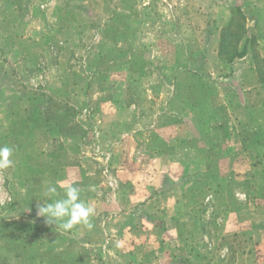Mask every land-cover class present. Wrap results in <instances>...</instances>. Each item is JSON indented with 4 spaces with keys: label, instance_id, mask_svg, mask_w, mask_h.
<instances>
[{
    "label": "rangeland",
    "instance_id": "rangeland-1",
    "mask_svg": "<svg viewBox=\"0 0 264 264\" xmlns=\"http://www.w3.org/2000/svg\"><path fill=\"white\" fill-rule=\"evenodd\" d=\"M181 3L185 7H179V29L173 21V9L166 6L163 16L169 23L163 33L146 31L147 21L160 19L158 11L146 14L139 7L130 19L123 12L127 17L121 20V28L129 26L128 32H133V50L121 48L120 44L126 43L113 41L115 34L106 32L109 43L100 61L94 54H87V49L102 42V30L96 29L91 44L81 49L74 43L58 42L55 32L50 33L48 41L46 37L42 40L48 42L49 62L55 68L64 62L66 67L93 71L96 83L103 82L107 73H114L116 89L113 94L111 90L101 93L104 99L112 94V98L123 100L126 84L134 81V96L148 91L149 103L142 104L143 110L119 102L118 119L139 124L146 108L162 120L168 117L170 127L159 126L136 136V144L130 148L135 152L132 160L127 157L130 144L120 145L108 131L106 124L114 116L107 117L108 123L102 117L99 91L95 88L88 94L83 93L85 89L65 87L58 99L52 96V102L47 103V81L41 76L49 62L41 59L43 44L32 50L30 46L24 48L29 61L35 55L30 68L33 65L38 69L33 72L36 76L32 83L38 89L31 96L35 104L30 107L38 126L36 132H23L13 125L17 117L12 114L6 120L7 127H0V145H9L15 151L14 167L0 170V264H264V106L259 107L261 102L264 105V85L259 93H243L240 78L249 70L247 63L211 59L217 51V38L202 29V24L198 28L202 20L192 15L185 1ZM242 33L239 17L233 29L224 32L229 38L227 46L219 48L222 57L228 59L240 52ZM66 40L71 42L68 37ZM257 47H252L251 60L260 72L264 48ZM4 58L11 60L12 55ZM137 71L143 78H130V72ZM172 94L177 97L171 98ZM12 107L20 116L28 114L19 101ZM46 107L52 116L51 132L48 128L46 132L41 117ZM235 118L241 122L231 129L229 124ZM70 134L76 135L74 140L63 141ZM190 138L193 146L183 141ZM243 142L253 147L250 159L241 158L239 147L246 145ZM170 150L185 153L177 161L183 171L179 170L174 180L168 178L180 184L175 194L181 205L171 221L167 217V196L156 189V184L166 178L147 177L142 164L147 152L154 157ZM231 153L237 159L230 158ZM151 182L155 183L153 187ZM47 183L58 185L60 197L67 186H77L82 199L95 207L92 227L78 225L65 231L38 216V206L47 200L43 194ZM150 196L157 203L148 207V212L158 214L154 220L145 219L144 224L148 232L154 229L160 236L154 243L148 238L123 237L128 222L115 217ZM121 202L134 206L125 207ZM137 209L145 212V207ZM171 234L175 237L170 238ZM121 250L131 253L124 255Z\"/></svg>",
    "mask_w": 264,
    "mask_h": 264
},
{
    "label": "crops",
    "instance_id": "crops-1",
    "mask_svg": "<svg viewBox=\"0 0 264 264\" xmlns=\"http://www.w3.org/2000/svg\"><path fill=\"white\" fill-rule=\"evenodd\" d=\"M185 1L186 5L189 7V10L192 12V15L198 16V20H202V22H199V25H203L202 29H206L209 32H212L217 38V42L215 40V44L217 45V51L213 52V56L211 59L215 60H226L230 63V58H224L221 55V49L224 46H227L226 42L229 37L225 36L224 32L229 31L233 29V25L237 21V19L240 17L243 21V33L241 35V50L244 49L245 46L248 47V53L245 55L244 58L236 60L237 62H243L247 63L248 65V72L246 74H243L241 76L242 80V88L244 90L243 93L248 94H256L261 92V88L264 85L262 75L259 73V69L257 65L253 64L252 53L253 49L252 47H257L258 49L264 48V0H183ZM26 2L29 3V10L27 11V16L25 18L15 19L13 22V27L20 33V35H23L24 37L19 39L17 41L16 46L21 45V47H27L30 46L31 50L32 47H42L40 43L43 44L42 52L43 55H41V59L45 62H49V52L47 51V46L44 41L38 42V43H31L28 40V37L31 35L39 36V31L42 32H55L54 34L58 37V42H63L65 45L72 43L68 42L66 40L67 33L71 32V30H75L77 26L80 27V24L78 21H75L73 25H69L65 23L66 16L67 15H76L75 17L77 20H79V17L82 15L86 16L87 19L95 18V20L99 21V23H103L110 15L116 13V14H123L129 13V14H137L139 7L141 9H144L145 12L149 13V11H152V13L155 15L154 12H159L158 14L159 18H154L152 20L147 21L146 23V31L147 30H154V31H160L163 33L164 29H166V26L169 22L165 21L164 14H167L165 12L166 6H170L173 10L172 16H174L175 25L177 26V29H179L178 26H180V18H178L179 14L181 13L179 10V7L184 8L185 5H181V0H98V3H96L94 0H27ZM96 3V4H95ZM141 3L142 6H139ZM122 4L124 6H122ZM134 6L133 12H129L127 10L128 5ZM181 5V6H180ZM31 7V8H30ZM45 7V8H43ZM125 7V10L123 8ZM44 9V10H43ZM123 10V11H122ZM160 10V11H159ZM35 11H38L37 13ZM115 11V12H114ZM157 12V13H158ZM147 13V14H148ZM153 15V16H154ZM164 15V16H163ZM162 16V17H161ZM83 27V25H82ZM193 28V27H192ZM194 30V28H193ZM33 32V33H32ZM32 33V34H31ZM178 35V34H177ZM56 37V38H57ZM158 40V39H156ZM159 41V40H158ZM162 41V39H161ZM45 44H44V43ZM33 44V45H32ZM46 46V47H45ZM121 48L124 49H132L131 42L129 44H120ZM152 46V45H151ZM75 47V45H74ZM154 48V47H153ZM152 48V49H153ZM262 51V50H261ZM23 52H26V49H23ZM33 55V54H32ZM31 55V56H32ZM35 58V55H33ZM96 57H99L100 60L101 55H95ZM103 56V55H102ZM261 57L264 59V53H262ZM234 61V62H236ZM233 62V63H234ZM46 63V62H45ZM250 63V64H248ZM20 64L18 67H20ZM61 67L55 68L53 65L48 64L47 71L43 72L42 78H45L47 81V87H48V96L51 98H57L61 96L62 89L65 87H69L70 89H73L77 91V89L82 90L83 93L91 94L92 91L96 88V90L99 91L98 94L99 97H101L100 105H101V111H102V117L107 121L108 123V116L113 117L114 119L106 124V126L109 128L108 131L112 134L114 138H116V141L121 145L123 143H129L130 146L128 149L134 147L136 144V136L140 132H151L155 129L160 127H170L169 125V119L166 117L165 120H162L157 115H155L154 111L145 109L146 112H143V120L139 122V124H136L132 121H124L121 118L118 119V114H120V110L118 109V104L121 101H124L127 103V105L132 109H138L143 110L144 107H141L142 104H147L149 101L147 100L148 91L144 90L143 94L140 96H134L133 95V88L132 85L135 84V81L133 84L129 83L126 84V94L125 98L123 100H116L112 98V94L114 93V89H116V80H113L114 73H107L104 76L103 82H95V76L96 74L93 71L80 69L78 67H66L65 63L63 62L61 64ZM264 66V61H263ZM64 68V69H63ZM101 69H99L100 71ZM22 72V73H21ZM99 74V73H98ZM44 75V76H43ZM130 78L134 77L137 79H142L143 75L140 72H130ZM25 79V83H28L34 90L38 89L37 85H34V77L36 76V73H33L31 75L27 74L25 75L23 70H20L19 78ZM39 76V74H38ZM0 78L6 79L4 76H1ZM28 79V80H27ZM37 79V78H36ZM39 79V77H38ZM33 82V83H32ZM247 86V87H245ZM4 93L6 96L2 99L0 102V127L6 126V120L7 115H9L11 108L10 104H8L9 95H11L13 92L8 89L4 88ZM108 90H111V97L108 99H104L102 95ZM163 90V88H162ZM72 91V90H71ZM102 93V95H101ZM4 94V95H5ZM170 95V94H169ZM53 96V97H52ZM177 97L176 94H172L171 98ZM53 98V99H54ZM149 98V97H148ZM183 99V106H185L187 103ZM264 106L261 102L259 107ZM24 108V107H23ZM25 109V108H24ZM180 113V112H179ZM178 113V114H179ZM166 114V111H165ZM171 116V114H169ZM175 114L172 115L173 118ZM235 122L229 124V127L231 129H235V125H239L241 120H237V118L234 119ZM9 121V120H7ZM52 121V120H51ZM49 121V123H45L46 132L47 128L50 130L52 128V122ZM160 121H162L160 123ZM19 124V123H18ZM19 126V125H18ZM24 126V125H23ZM23 126H19L22 128ZM7 127V126H6ZM11 127H14L13 125ZM138 127V128H137ZM10 128V127H9ZM8 128V129H9ZM23 128V132H24ZM10 132L12 134L13 129L10 128ZM21 132V133H23ZM51 132V130H50ZM5 133V131H4ZM14 135V134H13ZM63 137V136H62ZM76 135L70 134L65 135L63 137V141H72ZM185 143H190V146H193V138H190L188 140H183ZM246 144V142H243ZM197 144V143H196ZM195 144V145H196ZM200 144V142H199ZM253 147L249 143L245 146L241 145L239 147V150H241V158L246 160L252 158L253 155ZM131 151V149L129 150ZM194 152V151H193ZM134 150L130 152V154L127 152V157H129V160H132L134 158H130L134 155ZM146 155L147 160L143 161V170L145 174L148 176H157L161 175L163 178H166L165 181L161 182L160 184H156V189L165 192L166 194V205H167V217L171 221L172 217L175 215V211L179 208L181 205L180 201L178 200V197L176 196V190H178L180 187V184H176L173 181H168V178L170 177L172 180L173 178H177L176 174L180 170L178 168V164L181 158L185 156V153L183 155L181 152L176 153L174 151H166L162 153L161 155L150 157V153L147 152ZM196 155H192V158H194ZM257 156V155H256ZM236 158L237 156L234 154H230V158ZM137 158V157H136ZM140 158V157H139ZM126 171H131L127 169L126 167H122ZM180 170V172H182ZM187 174V173H186ZM182 179V178H181ZM152 187L155 185V183L151 182L149 183ZM121 205H126L125 207H132L135 208L130 210L129 212L124 211L119 216L115 217V220L121 219V222L125 223L126 226L123 229V234L129 236L128 238H148L150 240L154 241L157 240L158 236H160L159 233L154 232V229L148 232V228L145 226V219L150 218L154 220L158 214V212H153L149 214L148 207H153L155 203H157V200H153V198L150 196L149 198L146 197V199H143L139 201V204H130L129 202H121ZM144 208L145 212H143L141 209L137 208ZM173 209V212L171 211ZM181 211V210H179ZM119 217V218H118ZM154 227V226H152ZM152 227L150 229H152ZM131 235V236H130ZM179 236V235H178ZM175 237V236H174ZM171 234L170 238H174ZM130 251H133L134 247H132L129 243ZM151 248V247H150ZM152 249V248H151ZM134 252V251H133ZM121 254H127L130 255L131 252H126L125 250L120 251Z\"/></svg>",
    "mask_w": 264,
    "mask_h": 264
},
{
    "label": "trees",
    "instance_id": "trees-1",
    "mask_svg": "<svg viewBox=\"0 0 264 264\" xmlns=\"http://www.w3.org/2000/svg\"><path fill=\"white\" fill-rule=\"evenodd\" d=\"M27 0H0V77L4 76L6 79L0 78V102L6 96L4 93V88L10 89L13 93L9 95L8 104H10L11 108L9 115H7V118H9L12 114H14L17 119L13 123V125H19L22 128H26L24 132H28V130H33V132H36L38 122L37 117L34 114L32 109H30L31 106L35 104V100L32 99V95L35 94L36 90H34L28 83H25L24 76L23 78H19L20 70H23L24 74L31 75L35 69V66H30L31 60H33L34 56H30V61L27 59L26 54H24L23 49L25 47H21V45L16 46L17 41L19 39L23 38V35H20V33L13 27V21L15 19L25 18L27 16V11L29 10V3L26 2ZM96 3H98V0H94ZM95 3V4H96ZM128 5V4H127ZM127 10L129 12H133L134 6L128 5ZM36 13L38 11H35ZM115 12V11H114ZM147 14V13H146ZM132 13H128V18H132ZM76 15H67L65 23L69 25H73L75 21H78V23L81 26V29L79 26L76 27L75 30H71V32L67 33V37L69 40H71L72 43L75 44L76 48H86L93 37V32L98 29V31L102 30L105 36L103 37L102 42L97 47H93L90 49H87V54H94V55H101V58L105 57V48L108 45V41L106 40V32H109L111 34H115L113 37V41L123 40L125 43L129 44L132 39L131 35L132 33L128 32L129 30L121 28V20L127 16H124L123 14H112L110 15L103 23H99V21L95 20V18L87 19L86 16L82 15L79 17V20L75 17ZM15 18V19H14ZM126 19V18H125ZM83 25V27H82ZM131 27V26H130ZM33 33V32H32ZM31 33V34H32ZM39 36L31 35L28 37V40L31 43H38L40 40L42 41L45 37L48 41L52 36L50 35V32H42L39 31ZM54 33V32H53ZM83 37L85 39H83ZM83 39V40H82ZM46 41V43H48ZM86 41L87 44L83 43ZM115 41V42H116ZM33 45V44H32ZM28 46V45H27ZM99 48V49H98ZM223 48V47H222ZM49 49V47H48ZM91 50V52H90ZM90 52V53H89ZM248 53V47L245 46L244 49L241 52L235 53L233 56L230 57V63H233L236 60L242 59L245 57V55ZM11 54L12 59L9 60L8 58H4V55ZM103 55V56H102ZM100 61V58L97 57ZM20 64V67H18ZM34 68V70H33ZM102 69L101 67L98 68ZM38 70V69H37ZM22 73V72H21ZM262 75V80L264 82V66L263 71L259 72ZM28 80V79H27ZM5 94V95H4ZM48 100V101H47ZM46 100V102L49 104L52 102L53 98H49ZM19 101L21 103V107H25L28 111V116H20L19 113L16 114V111H13V103ZM50 107V106H49ZM46 107L45 114L42 113L41 117H43L45 123H49V121L52 120V116L50 113V108ZM25 114V113H24ZM30 114V116H29ZM44 115V116H43ZM27 116V117H26ZM29 122L33 123L29 126ZM19 123V124H18ZM29 126V127H28ZM28 127V128H27ZM30 128V129H29Z\"/></svg>",
    "mask_w": 264,
    "mask_h": 264
},
{
    "label": "clouds",
    "instance_id": "clouds-1",
    "mask_svg": "<svg viewBox=\"0 0 264 264\" xmlns=\"http://www.w3.org/2000/svg\"><path fill=\"white\" fill-rule=\"evenodd\" d=\"M15 151L9 145H0V170H7L15 165ZM63 196L58 193V185L47 183L43 194L47 198L38 206L37 215L46 218L48 224H54L65 231L78 225L91 228V218L95 215L92 203L82 199L80 189L75 185L63 189Z\"/></svg>",
    "mask_w": 264,
    "mask_h": 264
}]
</instances>
